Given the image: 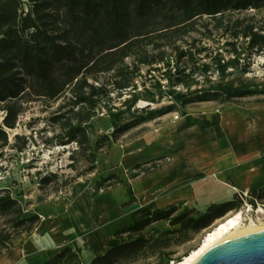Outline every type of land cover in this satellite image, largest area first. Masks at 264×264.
<instances>
[{"label": "trees", "instance_id": "trees-1", "mask_svg": "<svg viewBox=\"0 0 264 264\" xmlns=\"http://www.w3.org/2000/svg\"><path fill=\"white\" fill-rule=\"evenodd\" d=\"M262 10L264 0H0V111L5 114L0 125V150L24 152L29 147L32 138L16 135L12 143L8 133L17 128L27 104L41 102L48 109L60 103L49 122L59 128L60 144L77 146L71 156L74 164L83 159L91 165L87 172H94L98 154L110 148L119 133L140 122L129 123L112 136H103L93 149L89 128L97 108L112 90L123 93L131 88L142 67L166 60L167 48L178 64H195L196 53L202 52L194 46L196 40L189 50L179 43L200 33V28L206 34L217 32L232 40H243L250 58L262 54L264 20L233 18ZM229 47L236 53L235 43ZM128 59L133 60L132 64H127ZM186 71L184 67L179 72L176 84L186 88L197 85ZM248 94L242 91L224 97L220 93H205L186 103L217 97L231 102ZM52 179L57 176L45 177L42 185ZM100 186H96L97 190ZM249 196L251 203L264 200V188L250 191ZM43 202L44 199H38V203ZM239 207L240 203L234 200L213 205L206 213L186 209L179 214L178 206L150 210L140 221L116 234L118 238L126 236L127 243L109 250L92 264H118L146 247L162 251L167 246L162 239L149 240L143 235L155 223L168 221L172 227L179 226L180 233H199ZM25 208L11 195V190H0V256L40 224L37 215L26 217ZM46 264L82 262L71 248H65Z\"/></svg>", "mask_w": 264, "mask_h": 264}, {"label": "rangeland", "instance_id": "rangeland-1", "mask_svg": "<svg viewBox=\"0 0 264 264\" xmlns=\"http://www.w3.org/2000/svg\"><path fill=\"white\" fill-rule=\"evenodd\" d=\"M245 17L264 20V10L233 16ZM193 40H196L194 46L202 51L196 53L195 64L188 61L178 64L171 49L167 48L168 56L164 62L142 67L131 88L123 93L112 90L110 97L99 105L89 128L94 150L103 136H112L117 129L127 124L140 122L119 133L112 146L98 154L97 169L94 172H87L91 165L83 159L74 164L71 156L77 146L74 143L60 144V130L49 122L60 103L48 109L41 102L27 104L17 128L8 133L12 143L16 135L30 137L32 140L24 152L12 148L0 150V190H11V195L26 207L25 214L28 217L38 206L39 198L48 203L70 205L81 192L90 191L91 195L96 196L117 187L134 186L135 183L154 178L158 170L155 166H163L172 161L176 148L190 154L194 142L192 140H221L224 117L232 121L258 117L264 119V52L250 58L247 44L243 40H232L217 32L206 34L203 28H200V33L191 34L179 45L189 50ZM230 43L236 44V53L229 47ZM132 61L128 59L126 62L132 64ZM184 67H187L186 75L194 79L197 85L186 88L176 84L177 75ZM242 91L250 94L234 98L231 102L217 97L204 102L186 103L205 93H220L227 97ZM4 116V112L0 111V125ZM55 137L50 144L45 143L47 139ZM159 144L167 149V155L142 163L124 164L128 156L140 158L141 149L155 148ZM114 157L117 163L121 162L124 166H116ZM118 167L122 173L115 175ZM53 175L57 179L43 186L42 180L45 177L52 178ZM111 176L116 177L103 182ZM98 184H101L99 190L96 187ZM241 195L234 199L240 203V207L229 213L240 212L246 203L249 204L251 198L243 202ZM151 197L146 196L145 199ZM258 201L264 204V200ZM130 205L124 204V207ZM178 208L179 214L186 209L195 210L182 203L178 204ZM253 219L256 223L259 219L264 222V216L255 215ZM215 225L216 222H213L199 233H180V227H172L168 221L155 223L145 229L143 235L149 240L162 239V244H167L166 248L156 251L146 247L118 264H161L184 259L201 245L204 236Z\"/></svg>", "mask_w": 264, "mask_h": 264}, {"label": "crops", "instance_id": "crops-1", "mask_svg": "<svg viewBox=\"0 0 264 264\" xmlns=\"http://www.w3.org/2000/svg\"><path fill=\"white\" fill-rule=\"evenodd\" d=\"M222 123L221 140H192L190 154L176 148L172 161L146 182L117 187L96 196L90 191L81 192L70 205L38 203L28 217L37 215L40 224L1 255L0 264H46L65 248H71L82 264H92L109 250L127 243L126 236L118 238L116 234L140 221L150 210L182 203L206 213L213 205L226 204L237 195L263 189V117L238 121L224 117ZM141 150L140 158L130 155L124 164L142 163L168 153L160 144ZM113 161L117 163L115 157ZM119 164L124 166L121 162L116 166ZM116 171L115 175L122 173L119 167ZM146 196L152 197L146 200ZM128 203L131 205L124 207Z\"/></svg>", "mask_w": 264, "mask_h": 264}, {"label": "water", "instance_id": "water-1", "mask_svg": "<svg viewBox=\"0 0 264 264\" xmlns=\"http://www.w3.org/2000/svg\"><path fill=\"white\" fill-rule=\"evenodd\" d=\"M196 264H264V231L218 244Z\"/></svg>", "mask_w": 264, "mask_h": 264}, {"label": "bare ground", "instance_id": "bare-ground-1", "mask_svg": "<svg viewBox=\"0 0 264 264\" xmlns=\"http://www.w3.org/2000/svg\"><path fill=\"white\" fill-rule=\"evenodd\" d=\"M215 222L214 228L204 236L201 245L196 250L184 257L181 262H171L169 264H196L207 250L218 244L264 231V222L257 224L250 214L242 212L228 213L225 218L218 219Z\"/></svg>", "mask_w": 264, "mask_h": 264}, {"label": "built area", "instance_id": "built-area-1", "mask_svg": "<svg viewBox=\"0 0 264 264\" xmlns=\"http://www.w3.org/2000/svg\"><path fill=\"white\" fill-rule=\"evenodd\" d=\"M248 198H251V197H249V194H247V193H243L241 195V199L243 202H245V199H248ZM251 200H252V198H251ZM251 200H250L249 204L248 203L245 204V208L243 207V209L240 212H242L244 214H250L252 218H254L255 215L257 217L258 216H264V214H263L264 213V204L260 203L256 199L254 200L253 203H251ZM260 222H262V219H259L257 221L258 224Z\"/></svg>", "mask_w": 264, "mask_h": 264}]
</instances>
